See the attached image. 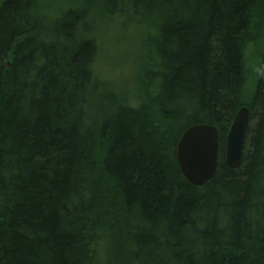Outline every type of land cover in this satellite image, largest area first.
<instances>
[{"label": "trees", "instance_id": "1", "mask_svg": "<svg viewBox=\"0 0 264 264\" xmlns=\"http://www.w3.org/2000/svg\"><path fill=\"white\" fill-rule=\"evenodd\" d=\"M67 1L0 0V264H264V0ZM104 15L140 41L133 100L95 76ZM197 124L220 135L203 187L176 158Z\"/></svg>", "mask_w": 264, "mask_h": 264}, {"label": "rangeland", "instance_id": "2", "mask_svg": "<svg viewBox=\"0 0 264 264\" xmlns=\"http://www.w3.org/2000/svg\"><path fill=\"white\" fill-rule=\"evenodd\" d=\"M38 2L47 19L68 6L67 0H38ZM97 36L99 52L94 66L95 76L114 90H124L129 100H133L137 82L135 77L140 63V41L131 31L122 30L117 20L105 15L98 16ZM246 57L251 85L259 59L252 51L248 52ZM251 88L252 86H248V90Z\"/></svg>", "mask_w": 264, "mask_h": 264}, {"label": "water", "instance_id": "3", "mask_svg": "<svg viewBox=\"0 0 264 264\" xmlns=\"http://www.w3.org/2000/svg\"><path fill=\"white\" fill-rule=\"evenodd\" d=\"M249 122L250 110L242 107L226 141V163L232 169L239 168L243 162ZM219 140V130L214 125H193L182 134L176 158L182 175L190 184L203 187L214 179L219 163Z\"/></svg>", "mask_w": 264, "mask_h": 264}]
</instances>
